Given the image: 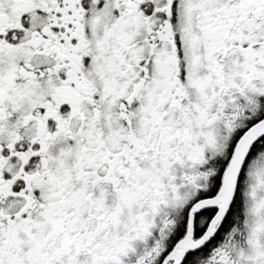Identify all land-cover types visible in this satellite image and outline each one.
Masks as SVG:
<instances>
[{"label":"snow or ice","instance_id":"1","mask_svg":"<svg viewBox=\"0 0 264 264\" xmlns=\"http://www.w3.org/2000/svg\"><path fill=\"white\" fill-rule=\"evenodd\" d=\"M0 264H264V0H0Z\"/></svg>","mask_w":264,"mask_h":264}]
</instances>
